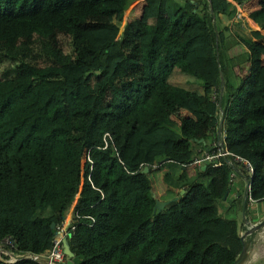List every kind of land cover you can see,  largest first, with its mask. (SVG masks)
<instances>
[{"label": "trees", "instance_id": "trees-1", "mask_svg": "<svg viewBox=\"0 0 264 264\" xmlns=\"http://www.w3.org/2000/svg\"><path fill=\"white\" fill-rule=\"evenodd\" d=\"M131 1L0 0V264H43L33 256L73 205L93 221H75L60 264H230L248 240L236 219L242 203L255 219L248 196L264 200V0L236 5L262 34L218 25L235 16L230 0H142L143 29L128 22L114 42L111 18ZM189 18L199 23L179 40ZM42 81H53L45 98L16 120L11 107ZM177 108L187 114L175 120ZM219 120L250 175L231 159L181 164L216 140ZM235 168L248 188L222 199ZM155 198L172 199L156 210Z\"/></svg>", "mask_w": 264, "mask_h": 264}, {"label": "rangeland", "instance_id": "rangeland-1", "mask_svg": "<svg viewBox=\"0 0 264 264\" xmlns=\"http://www.w3.org/2000/svg\"><path fill=\"white\" fill-rule=\"evenodd\" d=\"M255 2H256V0H252V2H250V3L246 2V4L240 3V7L243 8L245 11L247 10L246 13H248V9L252 6H254ZM235 9H236V11H238L236 7H235ZM144 13H145V7L143 4V1L142 0H133L128 4V6L124 9V11L119 16L118 15L112 16L111 19L116 20V22L118 24V31H117L116 37L114 39V42L118 40V38L121 35L122 28L128 22H130L133 27H135L139 30L143 29V23L145 21ZM121 18H123V21H124V23L122 25L119 24V20ZM236 18L241 23H243V25H240V23L238 22V24L240 25L239 28H244L246 30V28H248V26L245 25V22L242 20L243 16H241V15H240V17L236 16ZM230 24L231 23H229V28H230ZM262 37H263V34H262ZM262 37L260 39L262 41H264V39H262ZM6 65H8V63L6 61H4V60L0 61V69ZM106 66L108 67L107 60L105 61V65L103 68L104 72L108 71V68ZM245 70L246 69H244L243 72H245ZM52 84H53V81H42V82H40L39 84H37L36 86H34L32 88V90L28 93V95L24 99L20 100L16 104H14L11 107V112L14 114L16 120H18L19 118H21L23 115L27 114L28 112L34 110L43 101L46 94L50 90V87L52 86ZM185 114H187V112L184 109L177 108L172 113V118L177 120L181 115H185ZM236 152H238V151L236 150ZM238 153H240V152H238ZM240 154L244 155V153H240ZM83 163H84V157H83V153L81 152V155L79 157V165H78L79 171H81V172H82ZM147 176L151 181V184H152V187H153L155 193H158V191H160L163 187L162 183H161V179H160V171L154 169L152 171H149L147 173ZM81 178H82V173L80 174V179ZM243 189H244L243 177L238 172H234V174L230 180L229 191H236V192L238 191L241 194L243 192ZM262 202H264V201H262ZM221 204H222V202L219 203V213L221 215H224L225 214V207ZM257 206H259V205L257 204ZM262 217H264V210H259L256 219L250 220L249 218L248 219L246 218L245 222H244V218L241 216V214H239L237 216L236 223H237V229L239 230L240 234L243 233V231L245 230L244 228H247L249 226L250 222H255V221L261 219ZM249 233L250 234L248 236H247L248 233L243 236V238H246V239L248 238V240L245 244L247 253H246V256H245V258L241 264H264V225L258 227L257 229L250 231Z\"/></svg>", "mask_w": 264, "mask_h": 264}, {"label": "built area", "instance_id": "built-area-1", "mask_svg": "<svg viewBox=\"0 0 264 264\" xmlns=\"http://www.w3.org/2000/svg\"><path fill=\"white\" fill-rule=\"evenodd\" d=\"M232 3H234L235 7L237 4L240 5V3L235 2L234 0H230ZM240 17V14L238 11L235 13V17ZM215 93L212 92V97L214 98ZM224 137V132L219 129L217 133V138L216 140L212 141L210 144H208L205 147H199L197 149V152L190 157L189 160L187 161H181V164L184 166H199V165H205V164H210L212 166H216L222 163L223 160L229 162L230 159L237 163L238 166H242L244 168V172L246 175H250L251 173V164L248 160V158L244 155H241L240 153L233 151L229 149L226 144L224 143L223 140ZM84 161H90L88 155L86 153H83ZM146 166V169L143 170V167ZM155 164L151 165V168H154ZM147 165H143L140 170L146 171L147 170ZM234 172H238V169H233L230 173V180L234 174ZM239 173V172H238ZM245 176H243L244 183H245ZM230 184V182H229ZM246 184V183H245ZM248 188V183L247 187ZM248 199L252 201V199L248 196ZM75 204V203H74ZM74 207V205H73ZM72 207L71 209V215L70 218L67 222V226L64 229H61L62 227V222L61 224L57 227V231L55 236L52 239V244L49 249L46 250L45 254L43 257L46 258L47 263L45 264H60L64 262V253L62 250V243H61V237L65 236L68 240L70 235L72 234L75 221L80 219V218H86V222L90 224L93 221V217L89 214H81L79 213L78 210H75ZM80 221V220H79ZM6 242H9L6 240ZM34 257V256H33Z\"/></svg>", "mask_w": 264, "mask_h": 264}, {"label": "crops", "instance_id": "crops-1", "mask_svg": "<svg viewBox=\"0 0 264 264\" xmlns=\"http://www.w3.org/2000/svg\"><path fill=\"white\" fill-rule=\"evenodd\" d=\"M246 2L247 3H250V2H252V0H247V1H243L242 3H245L246 4ZM247 11V10H246ZM243 15V18H242V20L245 22V25H247L248 26V28H246V30L244 29V28H239L240 27V25H243V23H241L235 16L231 19H227L224 15H222L221 13H218L217 14V23H218V25H228L229 26V23H231L230 24V29L231 30H234V29H236V30H238V31H243V32H245V31H249V29H257L260 33H262L258 28H260L259 27V25H257V23L256 22H254L249 16H246V15H244V14H242ZM240 19V18H239ZM231 21V22H230ZM198 22V20H194V18H189L186 22H185V24L183 25V26H181V27H179V29H178V32H177V35H178V39L180 40V39H185V38H187V37H189V35L191 34V31H190V29L194 26V25H196V24H198L197 23ZM238 22L240 23V25L238 24ZM232 25V26H231ZM250 27V28H249ZM235 41H237V38H236V36H235V34L231 31V32H229V33H227V35H226V37H225V43H226V45L227 44H231V43H234ZM244 185H245V183H244ZM229 190V189H228ZM264 201V200H263ZM257 204L259 205V206H257ZM249 205L250 206H252V207H254L253 208V211L251 212V215L253 216V217H255V219H256V217H257V215H258V211L259 210H264V202H262V201H255V200H252V201H250V203H249ZM261 206L263 207V208H261ZM255 221V220H254Z\"/></svg>", "mask_w": 264, "mask_h": 264}, {"label": "water", "instance_id": "water-1", "mask_svg": "<svg viewBox=\"0 0 264 264\" xmlns=\"http://www.w3.org/2000/svg\"><path fill=\"white\" fill-rule=\"evenodd\" d=\"M219 74H220V71H219ZM220 125H221V121L219 120L218 121V130L220 129ZM204 165H201V168H203ZM146 169V166L143 167V170ZM249 182V179L245 178V185H244V189H246L247 187V183ZM230 187V184H227V187L224 189L223 193H222V196L221 198L224 199L226 197V194L228 192V189ZM183 191V188H181L179 190V192L181 193ZM172 198H176V196L172 197ZM171 198V199H172ZM171 199H158V198H155L154 199V204H153V207L156 208V210H159L162 208V206L169 200ZM230 198H228L229 200ZM244 205L242 203V206H241V216L244 217ZM264 225V217H262L261 219L255 221V222H250L249 226L247 228H245V230L243 231V233H241L239 235V238L241 240H243V236L247 233H249L250 231L254 230V229H257L258 227L260 226H263ZM51 226H53V223H51ZM61 243H62V250H63V253L70 257L73 255L72 251L70 250L69 248V243H68V240L65 236H62L61 237ZM246 253H247V250H246V245L245 244H242L241 246V249L240 251L238 252V254L234 257V259L231 261L230 264H241L242 261L244 260L245 256H246ZM27 254H18V255H15L16 257H22V256H26ZM33 258H35L36 261L40 262V263H47V260L45 257L43 256H34Z\"/></svg>", "mask_w": 264, "mask_h": 264}, {"label": "bare ground", "instance_id": "bare-ground-1", "mask_svg": "<svg viewBox=\"0 0 264 264\" xmlns=\"http://www.w3.org/2000/svg\"><path fill=\"white\" fill-rule=\"evenodd\" d=\"M238 13H239L241 16H243L242 13H241L239 10H238ZM64 228H65L64 226L61 227V229H64Z\"/></svg>", "mask_w": 264, "mask_h": 264}]
</instances>
